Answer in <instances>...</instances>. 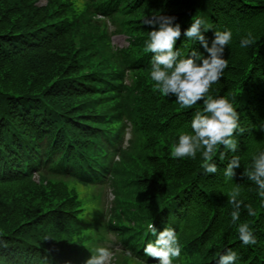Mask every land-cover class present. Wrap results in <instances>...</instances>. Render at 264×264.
<instances>
[{
    "label": "trees",
    "instance_id": "16d2710c",
    "mask_svg": "<svg viewBox=\"0 0 264 264\" xmlns=\"http://www.w3.org/2000/svg\"><path fill=\"white\" fill-rule=\"evenodd\" d=\"M36 1L0 0V264H85V245L109 248L114 264H158L143 252L155 239L149 233L143 240L149 222L158 232L175 230L181 254L173 264H217L229 248L261 257L264 200L241 173L264 152V0ZM99 13L128 35V46L114 47ZM160 15L181 25L175 47L184 58L193 49L208 55L183 35L192 17L209 25L202 30L209 47L214 31L232 33L228 66L207 95L233 104L248 142L223 161L217 153L215 174L204 172L199 152L196 159L170 155L179 134H193L192 117L204 105L185 109L154 90L152 53L145 51L151 27L144 21ZM249 32L255 43L240 47ZM254 135L257 142H250ZM233 156L240 167L226 180ZM97 182L110 183L112 206ZM237 184L243 203L233 224L226 193ZM245 222L257 243L243 249L237 229ZM244 256L237 264H264Z\"/></svg>",
    "mask_w": 264,
    "mask_h": 264
},
{
    "label": "clouds",
    "instance_id": "9594fccd",
    "mask_svg": "<svg viewBox=\"0 0 264 264\" xmlns=\"http://www.w3.org/2000/svg\"><path fill=\"white\" fill-rule=\"evenodd\" d=\"M175 20L176 17L160 15L144 21L151 27L145 41V51L152 53L150 78L155 82V91L166 97L174 96L182 108L191 109L198 102H203V110H197L191 120L193 134L183 132L179 134L178 142L173 145L170 155L174 159L184 157L196 159L199 152L204 172L215 174L218 170L215 163L217 153L219 160L223 161L228 152H236L238 141L233 137L237 132L243 134L245 131L239 125V113L226 97L214 98L207 95L211 85L222 78L223 71L228 66L224 52L232 39V33L228 29L214 31V39L209 47L202 30L208 31L210 28L206 26L203 18L192 17L191 24L183 31V35L189 40L199 41L208 55L205 57L193 49L190 55L184 58L175 47L182 35L181 25L175 23ZM254 43L255 38L249 32L246 37L241 38L240 47H249ZM259 128L264 131V124ZM220 147L227 151H219ZM239 167V157L233 156L224 170L226 180H233L236 176L235 169ZM241 176L254 182L259 197L264 200V152L252 157L251 168H245ZM226 196L227 203L233 209L230 213L231 221L235 224L240 219L243 203L238 199L239 185L227 192ZM246 207L250 216L256 214L251 205ZM147 231L155 239L146 243L143 248L145 255L156 259L158 264H173L181 254L175 230L165 227L158 232L155 225L150 223ZM237 231L243 246L257 243L256 236L246 222L241 223ZM85 247L91 252L85 264H112L114 254L109 248L102 246L89 248L86 245ZM238 259V253L229 248L218 254L217 264H237Z\"/></svg>",
    "mask_w": 264,
    "mask_h": 264
},
{
    "label": "rangeland",
    "instance_id": "374dc122",
    "mask_svg": "<svg viewBox=\"0 0 264 264\" xmlns=\"http://www.w3.org/2000/svg\"><path fill=\"white\" fill-rule=\"evenodd\" d=\"M37 2V4L38 5H40V6H45L48 2H49V0H37L36 1ZM203 6V4L200 6V7H202ZM199 9H202V8H199ZM100 19H103V18H101L100 17ZM107 23L108 25H109V29H107L108 30V32L111 34V40H112V43H113V45H114V47L116 48V47H118V48H123V47H126V46H128L129 45V38H128V35L126 34V33H121V31H118V30H116V28H117V26L116 25H114L113 23H112V21H111V19L109 20V19H105V20H100L99 21V23L101 24V23ZM119 27V26H118ZM207 27H209V25L207 26ZM213 27H211V29H212ZM264 117V116H263ZM244 126L245 125H240V127H242L243 129H244ZM130 131H131V128H130ZM253 132H254V130H253ZM252 132V133H253ZM130 135H132V133L130 132ZM129 134H128V136H127V138H126V140H125V144H126V142H127V139L129 138V136H130ZM234 139H236L237 141H238V148H240L241 147V144H242V142L244 141V144L246 145L247 144V142L248 141H245L244 139H243V136H242V134H240L239 132H237L236 134H235V136L233 137ZM255 138V135L250 139V142L253 140ZM254 141L255 142H257V138H255L254 139ZM253 141V142H254ZM225 150V149H224ZM70 178V177H69ZM68 178V179H69ZM38 179H40V176L38 177ZM38 179H34L36 182H38L39 183V181H38ZM66 183H67V185H68V188H70V189H76V190H78V188H77V186L75 185V183H73L71 180H66ZM11 187H16V185H10L9 187H7V188H11ZM28 188H30V187H28ZM80 189H82L83 191H86V188L84 187V186H80ZM90 189V188H89ZM104 189H105V191H104ZM103 190H101V194H103V192H104V199L105 200H109L111 197H112V195H111V193H110V189L109 188H104ZM13 190H15V189H13ZM88 192H93L92 190H88ZM224 192H226V190H224ZM111 237L112 238H114L115 236L114 235H111ZM264 241V240H263ZM241 246H242V248L243 249H245V247H249V246H243L242 245V243H241ZM242 250H240V249H236V252L238 253V256H242V255H245L243 258H246V259H253V260H255L256 262H258V263H260V262H262L263 260H264V254L261 256V257H258V256H255L253 253H252V251H248V250H245L246 251V253L245 252H241ZM112 263H113V260H112Z\"/></svg>",
    "mask_w": 264,
    "mask_h": 264
}]
</instances>
